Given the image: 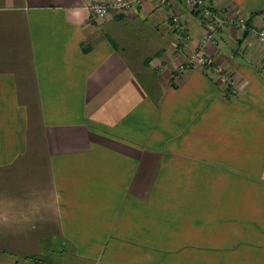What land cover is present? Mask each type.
<instances>
[{"label": "crops", "instance_id": "obj_1", "mask_svg": "<svg viewBox=\"0 0 264 264\" xmlns=\"http://www.w3.org/2000/svg\"><path fill=\"white\" fill-rule=\"evenodd\" d=\"M0 0V264H264V48L171 0ZM264 26V0H217ZM161 64V67L158 65Z\"/></svg>", "mask_w": 264, "mask_h": 264}, {"label": "built area", "instance_id": "obj_2", "mask_svg": "<svg viewBox=\"0 0 264 264\" xmlns=\"http://www.w3.org/2000/svg\"><path fill=\"white\" fill-rule=\"evenodd\" d=\"M147 0H97L91 5L92 19L102 21L112 13L129 12L135 6L143 5ZM186 9L198 12L204 25V33L196 43L195 52L178 66L181 73L193 68H204L212 77L226 83L233 92L240 91V85L233 73L228 71L224 63L217 62L207 51L209 44H217L216 31L222 27H234L246 34L250 40L264 48V26L259 27L250 23L245 14H229L223 8H217V0H182ZM167 9V17L179 34L180 44H187L193 39L186 29L181 16L171 7V0H157ZM258 67H264V56L257 60ZM161 67V64L158 65Z\"/></svg>", "mask_w": 264, "mask_h": 264}, {"label": "trees", "instance_id": "obj_3", "mask_svg": "<svg viewBox=\"0 0 264 264\" xmlns=\"http://www.w3.org/2000/svg\"><path fill=\"white\" fill-rule=\"evenodd\" d=\"M198 13V12H197ZM199 14V13H198ZM200 15V14H199ZM229 90L231 91V88L228 86Z\"/></svg>", "mask_w": 264, "mask_h": 264}, {"label": "rangeland", "instance_id": "obj_4", "mask_svg": "<svg viewBox=\"0 0 264 264\" xmlns=\"http://www.w3.org/2000/svg\"><path fill=\"white\" fill-rule=\"evenodd\" d=\"M183 62H184V61H183ZM181 63H182V62H181ZM181 63H180V64H181ZM227 86H228V85H227Z\"/></svg>", "mask_w": 264, "mask_h": 264}]
</instances>
